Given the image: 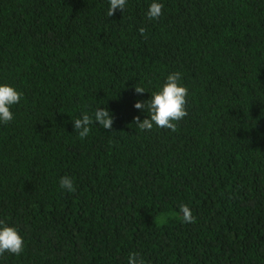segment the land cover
Instances as JSON below:
<instances>
[{
  "label": "trees",
  "instance_id": "trees-1",
  "mask_svg": "<svg viewBox=\"0 0 264 264\" xmlns=\"http://www.w3.org/2000/svg\"><path fill=\"white\" fill-rule=\"evenodd\" d=\"M150 3L0 0V83L23 93L0 125V221L25 239L0 264H264V0H162L154 21ZM174 71L187 115L141 131L135 102ZM98 106L113 127L81 138Z\"/></svg>",
  "mask_w": 264,
  "mask_h": 264
},
{
  "label": "clouds",
  "instance_id": "clouds-1",
  "mask_svg": "<svg viewBox=\"0 0 264 264\" xmlns=\"http://www.w3.org/2000/svg\"><path fill=\"white\" fill-rule=\"evenodd\" d=\"M128 0H108L109 7L106 15L111 17L117 9L125 10ZM164 4L162 0H151L148 7L147 17L149 20H158L163 15ZM143 32V29H141ZM135 91L143 93V87L135 88ZM188 88L182 83V74L179 71L171 72L167 75L165 82L155 92L151 93V98L145 101L137 100L134 107L147 112V117L142 121L139 116L135 118V124L141 131H150L153 127L161 129H170L176 131V122L187 115V97ZM23 93L14 85L0 83V125H6L15 119L12 111L14 105H17L22 99ZM114 115L107 107L98 106L95 111L89 115L84 113L81 117L73 120L74 129L78 131L81 138L87 137L91 131V125L95 123L103 129H111L114 123ZM60 189L72 193L76 190L73 178L63 176L59 179ZM180 212L182 219L186 223L195 221V217L188 205L182 204ZM25 239L19 229L0 221V256L4 253L20 256L24 251ZM128 264H145L144 258L138 253H131L128 256Z\"/></svg>",
  "mask_w": 264,
  "mask_h": 264
}]
</instances>
